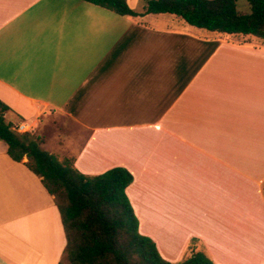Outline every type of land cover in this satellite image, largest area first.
I'll return each instance as SVG.
<instances>
[{
	"label": "crops",
	"instance_id": "crops-1",
	"mask_svg": "<svg viewBox=\"0 0 264 264\" xmlns=\"http://www.w3.org/2000/svg\"><path fill=\"white\" fill-rule=\"evenodd\" d=\"M248 36L84 0H0L5 117L84 175L127 169L138 231L165 260L199 236L208 258L237 264L216 253L222 236H264V42ZM26 161L0 139V264H63L60 213Z\"/></svg>",
	"mask_w": 264,
	"mask_h": 264
},
{
	"label": "trees",
	"instance_id": "trees-1",
	"mask_svg": "<svg viewBox=\"0 0 264 264\" xmlns=\"http://www.w3.org/2000/svg\"><path fill=\"white\" fill-rule=\"evenodd\" d=\"M119 15L171 13L187 24L227 35L264 39V0H247L250 13L240 14L236 0H145L137 12L126 0H84ZM9 107L0 100V139L15 161L40 178L60 213L69 264H214L201 251L178 262L165 260L149 236L138 231V222L126 194L132 174L114 167L98 175H84L72 161L58 160L40 147L42 138L16 132L6 119Z\"/></svg>",
	"mask_w": 264,
	"mask_h": 264
},
{
	"label": "rangeland",
	"instance_id": "rangeland-1",
	"mask_svg": "<svg viewBox=\"0 0 264 264\" xmlns=\"http://www.w3.org/2000/svg\"><path fill=\"white\" fill-rule=\"evenodd\" d=\"M133 1L134 2H132V3H135L134 7L136 9H142L145 6V0H133ZM236 3H237V10L240 14L250 13V7H249L247 0H236ZM248 39L251 42H256V43L264 42V39L257 38L254 36H248ZM261 219H262V221H264V217H262ZM262 223H264V222H262ZM260 226L262 227L263 224H261ZM151 227H154V226H151ZM150 232L154 233L153 228H151ZM156 237L157 236H155V238ZM246 238H247V236H237V238H236L237 242L235 243V239H233V237L222 236V241H223L224 245H222V247L220 249L215 248V251H216V253H219L221 258L223 256H225V258H227L226 262H228V263H229V261L236 260L237 264H246L248 258L246 257V255L244 256V254L246 253V251L248 249L243 248V245L241 244V242L245 243L244 240ZM247 239L250 240L252 244H255L254 250L256 251V263L253 262V264H263V261H264V236H249ZM186 241H187L186 247L183 249L181 255L177 256L175 258L171 257V259H173V260H169V261L178 262V261L184 259L185 257L189 256L192 253V251L195 249L194 247H196V250H199V251L201 249H205L204 243L199 236H187ZM213 245L218 246V243H214ZM213 263L217 264L216 260L213 261ZM63 264H69V262L66 260V258L63 259Z\"/></svg>",
	"mask_w": 264,
	"mask_h": 264
},
{
	"label": "built area",
	"instance_id": "built-area-1",
	"mask_svg": "<svg viewBox=\"0 0 264 264\" xmlns=\"http://www.w3.org/2000/svg\"><path fill=\"white\" fill-rule=\"evenodd\" d=\"M13 129L16 130V131H20V132H26V131H28L29 127L22 122V123H19V124L15 125L13 127Z\"/></svg>",
	"mask_w": 264,
	"mask_h": 264
}]
</instances>
